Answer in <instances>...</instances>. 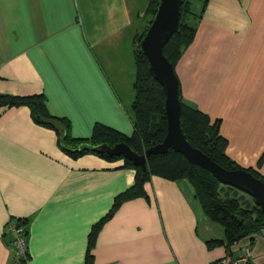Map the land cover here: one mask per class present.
Listing matches in <instances>:
<instances>
[{
  "label": "crops",
  "instance_id": "crops-1",
  "mask_svg": "<svg viewBox=\"0 0 264 264\" xmlns=\"http://www.w3.org/2000/svg\"><path fill=\"white\" fill-rule=\"evenodd\" d=\"M200 0L197 11L201 8ZM148 0H0V93L42 94L72 137L94 122L132 131L133 36ZM181 98L219 120L225 154L264 177V0H205L173 67ZM94 154L70 158L26 106L0 107V264H84L91 226L127 188L133 169ZM144 196L101 223L90 264H215L247 242L264 264V238L230 247L201 211L190 183L151 175ZM26 223V256L10 247L9 220Z\"/></svg>",
  "mask_w": 264,
  "mask_h": 264
},
{
  "label": "trees",
  "instance_id": "trees-1",
  "mask_svg": "<svg viewBox=\"0 0 264 264\" xmlns=\"http://www.w3.org/2000/svg\"><path fill=\"white\" fill-rule=\"evenodd\" d=\"M204 1H202L201 8L197 12L190 9L189 0H181L180 2L176 30L161 49L172 69L193 38L196 21L200 18ZM157 2L158 0H148L146 12H148L149 19L141 31L136 33L132 39L133 78L131 82L132 99L129 106L132 131L129 135L122 134L102 123L94 122L89 136L72 137L68 119L50 115L46 110L45 98L42 94L13 95L0 93V107L26 106L36 124L54 132L57 147L70 158L89 153L106 161L120 159L122 160V167L133 169L131 184L114 196L107 213L91 226L87 237L84 264L91 263L89 250L101 223L112 214L121 202L144 196L143 184L151 175L168 180L184 178L190 183L202 213L210 221L219 224L223 230V241L210 240L207 241L209 245L216 246L223 243L227 248L244 238H250L253 234L258 235L259 229L263 227L264 217L260 209L254 205L252 198L247 200L245 194L218 183L207 171L189 163L182 155L171 149H167L162 154L148 155L145 158V170H141L140 167L132 165L130 161L121 156H109L81 147L82 145L92 146L99 143L111 146L114 143L122 142L136 154H141L145 148L161 141L165 133L164 94L158 83L147 72L146 58L139 47V40L154 14ZM176 93L180 107L179 124L185 140L225 169L243 168L225 154L226 140L218 133L219 120L210 121L207 115L184 101L180 95L178 82ZM263 158L264 151L257 159V165L261 164ZM243 169L264 184V177L255 169L251 167ZM9 221H13L15 226L20 227L22 234L26 236V223L23 219ZM6 229L8 230L7 227ZM8 232L10 233L9 230Z\"/></svg>",
  "mask_w": 264,
  "mask_h": 264
},
{
  "label": "water",
  "instance_id": "water-1",
  "mask_svg": "<svg viewBox=\"0 0 264 264\" xmlns=\"http://www.w3.org/2000/svg\"><path fill=\"white\" fill-rule=\"evenodd\" d=\"M181 0H158L153 16L139 40L140 51L146 58L147 72L161 87L165 133L160 142L136 154L122 142L109 146L105 143L82 145L81 147L109 156H121L134 166L145 170V158L150 154H162L167 149L182 155L189 163L207 171L218 183L230 186L252 198L264 217V184L243 168L225 169L192 147L184 138L179 124L180 107L177 98V79L171 64L161 49L177 27ZM264 226V223H263Z\"/></svg>",
  "mask_w": 264,
  "mask_h": 264
},
{
  "label": "built area",
  "instance_id": "built-area-1",
  "mask_svg": "<svg viewBox=\"0 0 264 264\" xmlns=\"http://www.w3.org/2000/svg\"><path fill=\"white\" fill-rule=\"evenodd\" d=\"M6 227L11 233L10 247L13 256L18 259H24L26 254V240L21 232V228L8 221ZM258 235L264 238V226L259 229ZM240 242V241H239ZM239 253L236 256L223 255L219 257L215 264H253L251 261V250L247 242L239 243Z\"/></svg>",
  "mask_w": 264,
  "mask_h": 264
},
{
  "label": "rangeland",
  "instance_id": "rangeland-1",
  "mask_svg": "<svg viewBox=\"0 0 264 264\" xmlns=\"http://www.w3.org/2000/svg\"><path fill=\"white\" fill-rule=\"evenodd\" d=\"M190 2V9L193 11V12H197V9H198V5L200 4V0H189ZM230 187V186H229ZM232 188V187H231ZM234 189V188H232ZM236 192H238V190H236ZM240 193V191H239ZM242 193V192H241ZM244 194V193H243ZM245 199L247 200H250V197L248 195L245 194Z\"/></svg>",
  "mask_w": 264,
  "mask_h": 264
}]
</instances>
